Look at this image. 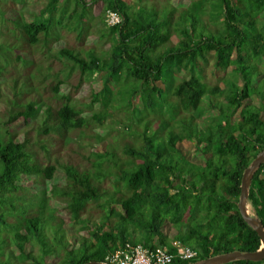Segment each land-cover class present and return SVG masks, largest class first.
I'll list each match as a JSON object with an SVG mask.
<instances>
[{
    "label": "trees",
    "instance_id": "1",
    "mask_svg": "<svg viewBox=\"0 0 264 264\" xmlns=\"http://www.w3.org/2000/svg\"><path fill=\"white\" fill-rule=\"evenodd\" d=\"M42 1L22 28L20 2L0 0V264H104L127 244L173 250L170 225L173 240L199 252L173 264L259 251L238 202L264 151V0ZM108 11L122 22L108 27ZM95 38L110 49L88 47ZM211 59L215 71L233 70L226 90L205 81ZM114 113L131 140L94 130ZM20 121L29 129L12 130ZM75 136L81 162L65 155ZM248 210L264 227V164Z\"/></svg>",
    "mask_w": 264,
    "mask_h": 264
},
{
    "label": "rangeland",
    "instance_id": "2",
    "mask_svg": "<svg viewBox=\"0 0 264 264\" xmlns=\"http://www.w3.org/2000/svg\"><path fill=\"white\" fill-rule=\"evenodd\" d=\"M20 2V4L23 6L22 7V13H20L21 17H22V22L24 23V25H20L22 28L25 26V24H29L33 21H36L37 22V19L36 18H33V19H30L31 17H33L34 15H38L39 12L41 11L42 7L45 5V1H39V0H18ZM128 2H133L134 0H126ZM150 2H156L159 7L162 6V4H164L165 0H149ZM176 3L175 4H181L182 6L186 7L188 6V4L190 3L189 0H174ZM12 2H15V0H12ZM101 8H102V4H100L99 6L95 7L94 8V17L92 18H98L100 12H101ZM96 22H94V26L96 28H103L104 25H102L100 22H98V20H95ZM21 22V23H22ZM16 22H14L15 24ZM18 25V23H17ZM15 25V26H17ZM89 46H96V48H104L105 50H109L110 47H111V43L109 42V39H104L103 41L99 42L98 38H95V39H92L89 41L88 45ZM13 50H14V47H11ZM35 48V47H34ZM12 49H10V52L13 51ZM36 60H40L44 57V54H42L39 50L38 52H36ZM55 67V63H53ZM45 67V71L49 68L48 66L44 65ZM206 68V71H205V81L208 83V84H211V85H219L222 90L226 88L225 84H226V81H234V76H233V70L232 69H227V70H219V71H215L214 69V62L213 60L211 59V61L205 66ZM259 71L264 74V59L262 60V62L260 63L259 67H258ZM26 71V70H25ZM14 72H17V70H15ZM95 80L92 81V86L93 88L99 90L101 89V78L100 76L98 75H95ZM75 83H77V80L74 79L73 80ZM114 87L116 88V86L114 85ZM226 90V89H225ZM45 93V92H44ZM70 92L68 91V89H64L62 88L61 90V93H60V96L62 95H67L69 94ZM50 96V95H49ZM73 96H76V94L74 93ZM78 97H81L80 94H78ZM52 101L53 104H57L59 105L61 103V100H55L56 98L52 97L50 98ZM80 103H89L90 102V99L89 97H84V98H80L79 99ZM254 103L258 105V100L255 99L254 97ZM82 108V106H80ZM101 109L100 105L99 104H96L94 105L93 107V112H96V111H99ZM86 112V115L87 116H90V112L88 110H85ZM239 116L237 115L235 118L236 120L239 119L238 118ZM204 121V123L206 124H209L211 123L212 121H214L216 119V112L214 111H210V110H207L201 117ZM125 121V116H124V113H114L112 115H109L107 117V119H105L103 121V124L102 125H95L96 127L94 128V130L97 132V133H100V134H104L106 136V139L105 141L106 142H113L114 139H119V140H126V139H129L131 140L132 138L131 137H128L127 135L125 136L124 133L120 134V132L123 130V123ZM30 127H35V124L34 122H30ZM26 129H29L28 127L25 126V124L23 122H19L17 125L13 126L12 130L14 131H24ZM95 132V133H96ZM75 142L73 143V146L72 147H68L67 151L65 152V155H73V157L75 159H77L78 161L81 162V158L80 156L78 155H75L73 153V149L74 148H79L82 144V137L80 136H75ZM85 141H89L88 139H86ZM105 145V143H101V144H98V146L95 148L96 151L99 150V148H103V146ZM188 150H190L191 152H195L196 155L198 156L199 153L197 151L194 150L193 147H188V145H186ZM73 148V149H72ZM85 149H88V146L85 144L84 146ZM64 154V153H63ZM57 181L58 182H63L64 181V176L62 175H58L57 177ZM33 182V181H32ZM49 186V189H51V186H52V183L48 184ZM168 230L170 231L171 233V236H170V240H173V237L175 235V230L173 229V227L170 225L168 227ZM37 249V247H36Z\"/></svg>",
    "mask_w": 264,
    "mask_h": 264
},
{
    "label": "built area",
    "instance_id": "3",
    "mask_svg": "<svg viewBox=\"0 0 264 264\" xmlns=\"http://www.w3.org/2000/svg\"><path fill=\"white\" fill-rule=\"evenodd\" d=\"M121 22L122 16L118 12H107L106 24L108 27H114ZM171 247L173 250L168 246L149 249L143 245L127 244L124 248L110 254L104 264H173L176 261H192L199 256L197 250L176 240H171Z\"/></svg>",
    "mask_w": 264,
    "mask_h": 264
},
{
    "label": "water",
    "instance_id": "4",
    "mask_svg": "<svg viewBox=\"0 0 264 264\" xmlns=\"http://www.w3.org/2000/svg\"><path fill=\"white\" fill-rule=\"evenodd\" d=\"M263 164H264V151H262L257 156V158L252 162L251 166L245 171L242 178L241 195L238 202V208L241 216L257 232V234L261 239V243H262L261 249L257 252H252V253L233 252V253L223 254L191 264H229L237 260L250 261V262H260L264 260V227L257 218L250 216L248 210V198H249L250 186L254 178V175ZM88 264H102V263L90 262Z\"/></svg>",
    "mask_w": 264,
    "mask_h": 264
}]
</instances>
